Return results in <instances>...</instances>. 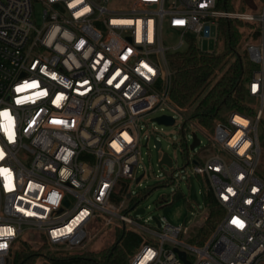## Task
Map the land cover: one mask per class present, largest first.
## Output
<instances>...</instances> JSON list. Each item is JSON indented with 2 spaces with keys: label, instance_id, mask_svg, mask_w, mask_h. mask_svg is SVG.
Returning <instances> with one entry per match:
<instances>
[{
  "label": "built area",
  "instance_id": "2783aa9c",
  "mask_svg": "<svg viewBox=\"0 0 264 264\" xmlns=\"http://www.w3.org/2000/svg\"><path fill=\"white\" fill-rule=\"evenodd\" d=\"M41 1L37 25L32 0H0V232H11L0 235V264H12L21 240L89 248L98 228L138 235L129 264H264V1L259 14L240 2L219 8L220 0H130L119 9L110 0ZM220 20L252 25L247 89L256 113L226 114L212 134L190 116L211 144L200 158L187 156L224 215L206 236L205 224L157 217L150 226L137 218L131 190L145 175L138 180L139 123L166 104L186 108L170 97L164 30L178 32L179 48L209 37Z\"/></svg>",
  "mask_w": 264,
  "mask_h": 264
},
{
  "label": "trees",
  "instance_id": "16d2710c",
  "mask_svg": "<svg viewBox=\"0 0 264 264\" xmlns=\"http://www.w3.org/2000/svg\"><path fill=\"white\" fill-rule=\"evenodd\" d=\"M237 0H220L219 8H236ZM224 50L207 52L190 40L186 51L170 55L172 72L171 100L181 107H192L191 113L200 128L212 126L224 115L239 112L254 115L256 109L248 95L247 84L256 65L239 52L249 37L250 24L241 21L220 20ZM210 86V87H209ZM264 126V118L260 126ZM134 201H138L135 198ZM209 215L202 229L206 236L224 215V209L214 197H207ZM139 245L133 232L119 231L116 241L99 252L73 249L50 250L46 245L35 249L28 241L21 240L13 253L12 264H129V256ZM45 251V252H44ZM44 252V253H43ZM44 259V262H38Z\"/></svg>",
  "mask_w": 264,
  "mask_h": 264
},
{
  "label": "rangeland",
  "instance_id": "374dc122",
  "mask_svg": "<svg viewBox=\"0 0 264 264\" xmlns=\"http://www.w3.org/2000/svg\"><path fill=\"white\" fill-rule=\"evenodd\" d=\"M237 1V4L240 2V10L253 11L255 14H259L264 0ZM129 2L130 0H110L109 6L113 9H119L128 5ZM254 3L257 6L256 10L250 9V5ZM32 4L33 21L37 25H42L45 5L41 0H32ZM210 26L211 35L209 37H199L196 40V44L203 51L220 52L224 50L223 32L216 24H211ZM164 37L167 45L170 47L168 60L171 54L187 50L188 46L186 44L179 48L176 47L180 42L178 32L165 29ZM247 42L248 38L244 40L242 49H239V52L250 60L249 52L246 49ZM192 111V107L181 109L171 104H166L145 118L143 122L139 123L141 128V167L138 176L145 175L140 183L136 181L131 183V190L133 197L138 198L140 206L146 209V212L137 216V218L150 226H154L155 222L153 218L155 216L164 222L167 220L173 225H187L194 227L195 230H199L200 226L207 222L210 212L207 204V197L209 195L207 184L203 178L193 174V164L188 163L187 155H190L192 158H200L204 153L203 149L210 146L211 140L208 135L196 129L194 123L188 120ZM163 115L174 117L176 123L167 125L155 120L157 117ZM184 122L186 123L184 124ZM215 125L216 122L212 126L206 127V132L212 134ZM182 127L185 128L184 133L181 129ZM194 128L198 131L202 144L194 150L187 152L186 139L189 140V144L193 142L192 131ZM156 141L161 142L160 149L157 148ZM259 141L262 156L258 166V173L264 177V126L262 125L259 128ZM164 153H168L173 158V168H169L168 166L161 168L160 162ZM190 176L194 178L199 202L192 200L190 197L188 186ZM179 194H183L184 196L177 199ZM93 231L94 240L89 245V248H85L84 250L99 252L104 248L110 247L116 241L117 233L113 229L105 230L98 228ZM34 242L31 243L33 247L40 249V245L34 244ZM38 262H44V260L38 259Z\"/></svg>",
  "mask_w": 264,
  "mask_h": 264
},
{
  "label": "water",
  "instance_id": "95a60500",
  "mask_svg": "<svg viewBox=\"0 0 264 264\" xmlns=\"http://www.w3.org/2000/svg\"><path fill=\"white\" fill-rule=\"evenodd\" d=\"M155 120H157L159 123H163V124H167V125H172L174 124V118L171 117V116H166V115H163V116H160V117H157ZM194 136V140L191 144V149H195L197 146H199L200 144V139L199 137L197 136L196 133L193 134ZM157 144V148L160 149L161 148V142L157 141L156 142ZM163 164H166L168 167H172L173 166V159L170 157V155L168 153H164L163 155V158L160 162V166L162 167ZM142 176H140L138 178V180L141 178ZM131 195L129 194L128 197H130ZM183 197V194H179L177 196V199L179 198H182ZM190 197L192 200L196 201V202H199L198 198H197V194H196V188H195V184H194V179L193 178H190ZM145 213V208L143 207H140L138 208L136 211H135V214H143ZM154 219L158 222V225H160V222L159 220L157 219V217L155 216ZM124 232H125V228H124ZM182 257L185 258V254L184 253H181ZM189 264V262H188Z\"/></svg>",
  "mask_w": 264,
  "mask_h": 264
},
{
  "label": "snow or ice",
  "instance_id": "6c2138e0",
  "mask_svg": "<svg viewBox=\"0 0 264 264\" xmlns=\"http://www.w3.org/2000/svg\"><path fill=\"white\" fill-rule=\"evenodd\" d=\"M78 2H79V0H78ZM176 23L182 24L183 21H176ZM145 67H147V65H145ZM149 71H151V69H149ZM109 82H111V81H109ZM242 123H246V122H242ZM21 211H23V210H21ZM233 223H237V224H239L240 227H243V223L240 221L234 220ZM4 234H11V232L10 231L7 233L0 232V235H4ZM0 247H6V245H0Z\"/></svg>",
  "mask_w": 264,
  "mask_h": 264
},
{
  "label": "bare ground",
  "instance_id": "6f19581e",
  "mask_svg": "<svg viewBox=\"0 0 264 264\" xmlns=\"http://www.w3.org/2000/svg\"><path fill=\"white\" fill-rule=\"evenodd\" d=\"M239 135V132L236 134V136L234 138H236ZM246 144H243V146L241 147L240 151H242L245 148Z\"/></svg>",
  "mask_w": 264,
  "mask_h": 264
}]
</instances>
